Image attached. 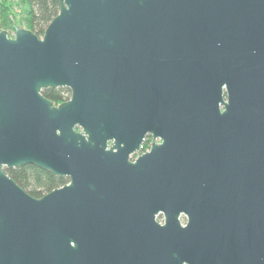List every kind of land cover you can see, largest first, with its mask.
Here are the masks:
<instances>
[{
	"label": "water",
	"instance_id": "1",
	"mask_svg": "<svg viewBox=\"0 0 264 264\" xmlns=\"http://www.w3.org/2000/svg\"><path fill=\"white\" fill-rule=\"evenodd\" d=\"M58 1L0 27V264H264V0ZM27 164L72 182L32 197Z\"/></svg>",
	"mask_w": 264,
	"mask_h": 264
},
{
	"label": "trees",
	"instance_id": "2",
	"mask_svg": "<svg viewBox=\"0 0 264 264\" xmlns=\"http://www.w3.org/2000/svg\"><path fill=\"white\" fill-rule=\"evenodd\" d=\"M16 7L22 10L18 11ZM60 8L58 0H0V27L12 36V32L23 26L41 37L48 24L59 14ZM43 95L59 105L71 98V90L66 87L45 89ZM6 173L37 198L62 187L66 182L65 178L33 164L6 169Z\"/></svg>",
	"mask_w": 264,
	"mask_h": 264
},
{
	"label": "flooded vegetation",
	"instance_id": "3",
	"mask_svg": "<svg viewBox=\"0 0 264 264\" xmlns=\"http://www.w3.org/2000/svg\"><path fill=\"white\" fill-rule=\"evenodd\" d=\"M68 100H70V99H68ZM68 100H66V101H68ZM75 130L77 132H79V133H83L84 134V129H82L80 126H75ZM141 138L142 139L139 142L137 148H135V150L130 152L128 154V156H127V161H128V163L130 165L136 164L139 161V159L143 157V155L152 152V150L154 149L153 147H154L155 144L158 145V144H162L164 142L163 137H161L159 134H154V132L152 133L149 130H146L143 133ZM124 144H125L124 142H121L120 146H118L117 139L112 138V139H110L108 141L107 150H109L110 148H113V150L115 152H118L119 148L124 146ZM59 177H61V176H59ZM63 178H65V180H66V182H65V184L63 186L69 185L72 182V178H71L70 175H66ZM149 195H150L149 188H146L145 189V193H136L135 202H137V203L145 202V201L148 202ZM178 220L180 221V225H182L184 228L189 226L188 224H189V221H190V217L187 214L180 213V216H179ZM166 221H167V218H166V215H164L163 212L157 213L156 222H158L160 225L163 226V225L166 224ZM184 264H188V263H184Z\"/></svg>",
	"mask_w": 264,
	"mask_h": 264
},
{
	"label": "rangeland",
	"instance_id": "4",
	"mask_svg": "<svg viewBox=\"0 0 264 264\" xmlns=\"http://www.w3.org/2000/svg\"><path fill=\"white\" fill-rule=\"evenodd\" d=\"M21 7H16V9L18 10V11H21L22 9H20ZM21 27H23V26H21ZM24 28V27H23ZM15 34H16V31L15 32H12V36L11 37H15Z\"/></svg>",
	"mask_w": 264,
	"mask_h": 264
}]
</instances>
